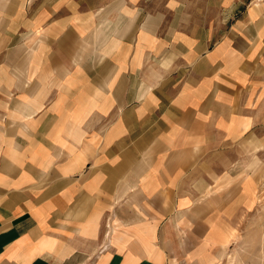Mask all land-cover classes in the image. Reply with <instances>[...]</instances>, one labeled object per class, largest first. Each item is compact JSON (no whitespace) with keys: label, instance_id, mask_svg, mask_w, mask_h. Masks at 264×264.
Listing matches in <instances>:
<instances>
[{"label":"crops","instance_id":"1","mask_svg":"<svg viewBox=\"0 0 264 264\" xmlns=\"http://www.w3.org/2000/svg\"><path fill=\"white\" fill-rule=\"evenodd\" d=\"M183 2L0 0V264L236 255L254 119Z\"/></svg>","mask_w":264,"mask_h":264},{"label":"rangeland","instance_id":"2","mask_svg":"<svg viewBox=\"0 0 264 264\" xmlns=\"http://www.w3.org/2000/svg\"><path fill=\"white\" fill-rule=\"evenodd\" d=\"M183 3L184 18H168L166 24L182 22L188 34L203 35L205 29L214 31V36L210 34L212 48L216 49L223 42L221 46L227 47L219 56L217 74L225 70L244 81V86L236 85L231 95H238L240 109L254 119L244 147L236 148L242 151L240 168L246 167L248 210L243 212L237 228V233L242 235L241 242L230 246L236 255L229 254V259L222 264H258V251L263 252L264 262V0H184ZM224 53L228 59L226 67L220 61ZM257 138L262 139L263 144ZM217 238L222 243L219 253L222 257L230 237L225 234Z\"/></svg>","mask_w":264,"mask_h":264}]
</instances>
